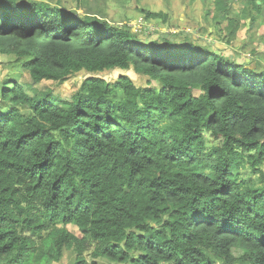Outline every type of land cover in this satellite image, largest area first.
Masks as SVG:
<instances>
[{
    "label": "trees",
    "instance_id": "16d2710c",
    "mask_svg": "<svg viewBox=\"0 0 264 264\" xmlns=\"http://www.w3.org/2000/svg\"><path fill=\"white\" fill-rule=\"evenodd\" d=\"M83 14L0 0V54L32 89L90 75L66 100L2 82L30 113L0 110V264H264L262 51L239 62ZM115 69L147 80L100 75Z\"/></svg>",
    "mask_w": 264,
    "mask_h": 264
},
{
    "label": "rangeland",
    "instance_id": "374dc122",
    "mask_svg": "<svg viewBox=\"0 0 264 264\" xmlns=\"http://www.w3.org/2000/svg\"><path fill=\"white\" fill-rule=\"evenodd\" d=\"M25 3L30 0H23ZM47 1L52 4L64 6L65 8L76 10L80 15L89 12L102 19L119 25H128L129 28L140 39L145 42L158 41L163 43L162 35H169L177 43L186 44L191 39L205 49L219 50L222 53L227 49L232 50L239 62L250 61L249 55L252 50L262 51L260 60L264 65V11L260 14L251 6L245 5L243 0H38ZM222 6L227 8V15L223 17ZM147 13H162L158 18L148 19ZM84 15V14H83ZM255 21H252V18ZM232 18L240 21L234 37L228 38L230 34L228 28L229 20ZM227 33V34H225ZM232 39V40H230ZM253 57V54L250 56ZM13 58L8 55L0 54V90L2 82L7 81L8 85L19 83L30 93L40 91H50L62 100L71 99L79 89L82 81L90 76L86 73H79L71 77L63 84L53 81H42L33 84L28 73L19 65L13 64ZM250 66L255 67L253 61ZM128 74L133 77L138 85L146 82L147 78L138 76L133 70L115 69L100 75L109 81H115L120 74ZM14 85V84H13ZM12 85V86H13ZM11 86V87H12ZM10 88V86L8 87ZM198 94L199 90H195ZM57 98V99H58ZM12 108H17L24 114H29L30 109L25 104L16 106L8 99H1L0 110L4 113ZM251 178L253 185L261 184L257 175L251 174L249 167L240 171L239 180ZM70 230L79 233L77 227L69 225ZM74 254L68 252L61 263L71 264Z\"/></svg>",
    "mask_w": 264,
    "mask_h": 264
},
{
    "label": "clouds",
    "instance_id": "9594fccd",
    "mask_svg": "<svg viewBox=\"0 0 264 264\" xmlns=\"http://www.w3.org/2000/svg\"><path fill=\"white\" fill-rule=\"evenodd\" d=\"M232 56V55H231Z\"/></svg>",
    "mask_w": 264,
    "mask_h": 264
}]
</instances>
